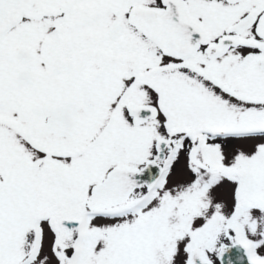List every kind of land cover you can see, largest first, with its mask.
<instances>
[{
	"label": "snow or ice",
	"instance_id": "snow-or-ice-1",
	"mask_svg": "<svg viewBox=\"0 0 264 264\" xmlns=\"http://www.w3.org/2000/svg\"><path fill=\"white\" fill-rule=\"evenodd\" d=\"M0 264H264V0H0Z\"/></svg>",
	"mask_w": 264,
	"mask_h": 264
}]
</instances>
